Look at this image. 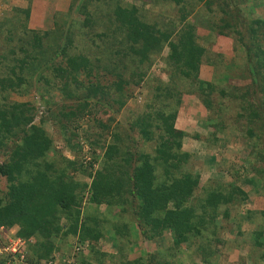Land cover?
I'll return each instance as SVG.
<instances>
[{
  "label": "trees",
  "instance_id": "16d2710c",
  "mask_svg": "<svg viewBox=\"0 0 264 264\" xmlns=\"http://www.w3.org/2000/svg\"><path fill=\"white\" fill-rule=\"evenodd\" d=\"M27 1L0 17V226L16 227L14 235L26 242L28 264L50 258L69 238L90 243L75 264H103L113 256L94 244L106 235L118 251L116 264H173L181 260L176 253L188 255L187 250L215 264L217 245H228L221 234L233 228V247L247 244L249 263L264 264V210L244 206L249 195H264V17L246 20L234 0H150V7L169 10L157 16L148 15L145 0L140 5L69 0L63 10L47 12L38 26ZM198 16L207 19V27L199 26ZM215 36L226 39L234 64L223 62ZM156 59L164 64L166 80L154 79L150 102L128 121L139 142L132 135L131 145L125 144L115 115L132 93L122 86L139 85ZM202 62L213 66L210 80L199 77ZM31 91L36 104L7 100L9 93ZM182 94L195 96L211 112L206 120L213 141L216 132L226 130L223 103L234 102L231 125L248 147L245 172L256 183L253 194L237 183L236 170L228 182H203L185 166L186 133L174 127ZM97 107L104 108L105 123L96 116ZM82 117L97 129L87 124L68 131L67 125ZM48 121L73 158L51 154ZM79 138L92 155L86 165L78 154L82 143H72ZM144 144L151 152L141 148ZM94 161L98 167L92 171ZM75 173L89 182L75 180ZM237 221L254 225L239 230ZM137 233L146 240L169 235L170 244L129 258Z\"/></svg>",
  "mask_w": 264,
  "mask_h": 264
},
{
  "label": "rangeland",
  "instance_id": "374dc122",
  "mask_svg": "<svg viewBox=\"0 0 264 264\" xmlns=\"http://www.w3.org/2000/svg\"><path fill=\"white\" fill-rule=\"evenodd\" d=\"M36 1V0H35ZM38 1V0H37ZM69 0H39V3H34L31 8H33V19L36 21L38 26H41L40 18H43V16L47 12L53 11L55 8H61L62 10L67 6V2ZM130 1V0H125ZM232 0H230L231 2ZM237 3V6L240 10L241 17H244L246 20L251 19L252 16H259L264 17V0H234ZM32 0H30L31 5ZM146 3H143L142 0H135V3L137 4H144V8H147L148 15L149 12H153L154 16L157 15H167L169 14V10H164L163 6L160 5H154V7H150V0H145ZM28 4L27 0H0V17H2L4 14H8L11 12V9L13 7H25ZM49 5V7H46ZM57 6V7H56ZM63 7V8H62ZM46 10V11H45ZM163 11L165 13H163ZM195 14L188 17V20H193ZM75 17H78L75 15ZM193 17V18H192ZM196 21L200 23V27L203 25L207 27L208 21L206 18L202 17H195ZM203 24H202V23ZM205 23V25H204ZM160 24V23H159ZM203 28V27H202ZM207 31V30H206ZM226 40V39H225ZM225 40L220 41V43H216L217 46H213L214 48H217L223 53L224 57V63L226 65L228 63L234 64L232 56H229L227 53L228 50H225L227 45L224 44ZM202 45L206 46L207 44L203 41L200 42ZM222 46V47H220ZM223 49V50H222ZM227 51V52H226ZM209 56H212L211 54H208ZM233 62V63H231ZM235 66V65H234ZM164 67L163 62L156 59L150 68L147 70L146 75L142 78V80L139 82V85H134L131 81L128 84H123V88L130 91L131 97L127 100L125 107L118 112L115 115V121L119 123V127L122 129L120 132L121 136L124 139L125 144H130L131 141L130 138L133 135V140L135 143H138L139 141V135L134 130H129L128 121L132 120L135 117V114L139 110H143L144 107H146V104L150 102L151 100V94L154 90V85H156V81L154 79L160 78L163 80H166V76L164 72L161 71V68ZM223 68V67H222ZM214 75V69L213 66L207 64L206 62H202L199 69V77L201 79L210 80ZM112 79H116L113 76ZM247 79L239 80L238 84H242L246 82ZM153 88V90H152ZM36 93L33 91L29 92L25 95H17L15 93H9L7 100H16V101H26V102H33L36 104ZM35 100V101H34ZM234 102L228 103V101L223 103L224 109H222V118L224 119L225 124V131H218L215 133V139L214 141L209 138V134L212 131V128L209 124V121L206 120V116H210L211 112L205 110L201 102L196 98L195 96H188L183 95L181 96V106L177 112L176 117H178V121L176 126H179L182 128V124L186 123V127L182 128V130H186L184 132H187L190 136L189 138H194L196 142L203 141L205 143V147L203 145L195 149H193L192 155L188 157V160L186 161L185 166L189 169H193L195 172H200V180L201 181H207L210 178H215V180H221L223 182H227L232 179V177L235 174V171L237 172L238 180L237 183L240 186H243L248 194H253L255 189L254 185L256 183H250L248 179L250 178V174L245 172V167H249V164L246 162V158H248L247 155V145L245 142L241 140L240 132L238 130H235L233 126L231 125L233 122V109H234ZM103 107H97L96 110V116L100 119L101 122L105 123L107 119V114L102 112ZM104 109V108H103ZM213 115V114H212ZM88 117L81 118L80 120L73 121L67 125L68 131L73 129L74 126L77 125L79 128H86L88 125L91 124L93 126V130L97 129V124H94L91 120L87 119ZM176 120V118H175ZM38 120L35 119L34 123L38 124ZM181 124V125H180ZM73 125V128L71 126ZM77 130V132H80V130ZM44 129L46 130L47 134L50 135V138L53 140V151L51 154H58L61 153L65 155L66 157L73 158V153H70L71 151L64 147V141L61 139V137H58V131L53 128V125L51 122H47L44 124ZM126 131L128 133L127 137L125 136L124 132ZM196 136V137H194ZM60 138V139H59ZM207 138L205 141L204 139ZM54 141L59 143H54ZM78 141L79 143H82L80 145V159L82 160V163H86L83 159L84 156H92L90 153H87V150H89L88 145L86 144L85 140L83 138L79 139H73L72 143ZM132 141V143L134 142ZM183 141V139H182ZM217 142V144H216ZM58 144V145H56ZM210 144H214L215 146L209 147ZM221 145V146H219ZM147 153L151 152L148 144L141 145V148ZM185 149V147H184ZM96 151L100 154V152L96 149ZM184 152V151H183ZM251 158V156H249ZM98 159V158H97ZM92 165V171L95 170L98 167L97 161L93 162ZM204 164V169L199 168L198 165ZM86 165V164H85ZM233 166V167H232ZM202 167V166H200ZM75 180H81L85 182H89V178L83 174L75 173L73 174ZM235 177V176H234ZM213 180V179H211ZM247 180V181H246ZM4 181L1 178L0 179V188L3 189ZM260 186V184L258 185ZM260 188V187H259ZM259 197L256 200H251L248 203H246L244 206L251 207V205L259 204L258 206L264 207V195H258ZM86 203H82V207L85 206ZM89 208H92V205H89ZM85 209V208H84ZM100 212H103L106 208L104 205H100L98 207ZM91 210V209H89ZM88 210V211H89ZM235 224V223H233ZM237 224L239 225V230H246L245 228L252 229L254 224H250L247 221H237ZM16 227H11L7 229L6 232H15ZM237 228H233L231 233L223 232L221 235L225 240L228 242V245L223 247L221 245H217V248L219 250L217 257L215 259V264H250L249 261L246 259V253L249 252L248 245H243L238 248L233 247L232 245V238ZM111 233V232H110ZM136 244H132V247L130 249V253L126 256L129 258H134L138 256H142L145 254L146 251H152L155 250H165L170 244V237L169 235L163 236V238H157L154 240H146L143 239L138 233ZM73 238L66 239L64 241H60L57 248L58 250H55L53 253L57 254V256L61 257L62 255L68 256L71 251V246ZM112 237L106 235L105 238H100L98 241L94 244V249L103 252L106 256L111 255L113 256V259L108 261L107 257H105L103 264H116L117 257H118V251H116V248L112 246ZM90 244H88L87 248L81 252L82 254H86L89 250ZM248 247V248H247ZM52 253V254H53ZM186 253L188 255H183L182 253L178 252L176 253V257L180 258L181 260H176L173 264H206L199 260L197 256H193L189 253L187 250ZM191 255V256H189ZM186 256V257H185ZM242 256L243 259L240 258Z\"/></svg>",
  "mask_w": 264,
  "mask_h": 264
},
{
  "label": "built area",
  "instance_id": "2783aa9c",
  "mask_svg": "<svg viewBox=\"0 0 264 264\" xmlns=\"http://www.w3.org/2000/svg\"><path fill=\"white\" fill-rule=\"evenodd\" d=\"M85 162L88 156L85 155ZM7 229L0 226V261L3 264H28L26 261V242L24 239L14 235V232H6ZM88 246V242L73 241L70 254L61 257L53 253L48 259L39 260L36 264H75V256L78 252H83Z\"/></svg>",
  "mask_w": 264,
  "mask_h": 264
},
{
  "label": "crops",
  "instance_id": "0c3cea01",
  "mask_svg": "<svg viewBox=\"0 0 264 264\" xmlns=\"http://www.w3.org/2000/svg\"><path fill=\"white\" fill-rule=\"evenodd\" d=\"M39 1V0H38ZM37 0L35 1V0H32V2H31V5H30V10H31V16H32V11H33V8H31V6L34 4V3H39ZM46 7H49V5H47ZM57 7V6H56ZM54 9H57V8H55L54 7ZM58 9H60V8H58ZM32 18V17H31ZM215 39V41H216V43H220V41H223L224 39L222 38V39H220V37L219 36H215L214 38H213V40ZM224 44H226V42L224 43ZM227 45V44H226ZM177 121H178V117H176V120H175V123L177 124ZM174 123V127L175 128H177V129H180V130H182V128H184V127H186V123H184V124H182V128H180L179 126H176V124ZM181 125V124H180ZM184 131H186V130H184ZM186 133V135L182 138L183 139V141L181 140V150L182 151H184V152H188L190 155H192V153H193V149H195V148H197V147H199L200 148V146L201 145H203L204 147L206 146L205 145V143H203V141H198V142H196L195 141V139L194 138H189L188 136H190L187 132H185ZM205 141V140H204ZM216 144H217V142H216ZM213 146H215L214 144H210V146L209 147H213ZM219 146H221V145H219ZM184 147H185V149H184ZM199 166V168H201V169H204V164H202V165H198ZM200 166H202V167H200ZM199 174H200V172H198ZM210 179H213V180H215V178H210ZM220 180V179H219ZM230 181V180H229ZM228 182V181H227ZM242 188L245 190V188L242 186ZM247 192V191H246ZM248 194V193H247ZM259 196L258 195H254V196H250L249 195V201H251V200H256L257 198H258ZM259 204H254V205H251V207H254V208H257V209H263L264 210V207H260V206H258ZM85 208V207H84ZM87 208V207H86ZM85 208V209H86ZM87 210H88V208H87ZM246 230H250L249 228H245ZM242 230V229H241Z\"/></svg>",
  "mask_w": 264,
  "mask_h": 264
},
{
  "label": "clouds",
  "instance_id": "9594fccd",
  "mask_svg": "<svg viewBox=\"0 0 264 264\" xmlns=\"http://www.w3.org/2000/svg\"><path fill=\"white\" fill-rule=\"evenodd\" d=\"M78 241L76 238H73V241ZM72 241V240H71ZM73 241H72V243H73ZM78 242H80V241H78ZM82 242H84V241H82ZM88 244H90L89 242H88ZM70 246H71V248H72V245H71V243H70ZM81 253V252H80ZM78 254H79V252L76 254V256H75V258L77 259V256H78Z\"/></svg>",
  "mask_w": 264,
  "mask_h": 264
}]
</instances>
